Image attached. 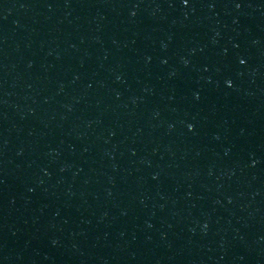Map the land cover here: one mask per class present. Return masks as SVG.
<instances>
[{
  "label": "water",
  "instance_id": "1",
  "mask_svg": "<svg viewBox=\"0 0 264 264\" xmlns=\"http://www.w3.org/2000/svg\"><path fill=\"white\" fill-rule=\"evenodd\" d=\"M0 264H264V0H0Z\"/></svg>",
  "mask_w": 264,
  "mask_h": 264
}]
</instances>
